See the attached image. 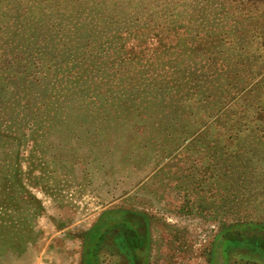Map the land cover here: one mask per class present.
Instances as JSON below:
<instances>
[{"label":"rangeland","instance_id":"1","mask_svg":"<svg viewBox=\"0 0 264 264\" xmlns=\"http://www.w3.org/2000/svg\"><path fill=\"white\" fill-rule=\"evenodd\" d=\"M9 1L0 264H82L86 235L113 210L149 215L150 264H214L222 231L264 225L263 5L27 0L26 12ZM245 116L248 132L230 138ZM120 233L98 264H133ZM235 247L218 264H264Z\"/></svg>","mask_w":264,"mask_h":264},{"label":"trees","instance_id":"2","mask_svg":"<svg viewBox=\"0 0 264 264\" xmlns=\"http://www.w3.org/2000/svg\"><path fill=\"white\" fill-rule=\"evenodd\" d=\"M154 1L156 2V0ZM12 2L13 1L10 0L8 4L11 5ZM19 2L21 5H25L23 11L28 12V3L30 1L27 2L26 0L25 2L27 4L23 0H19ZM239 2L240 4L238 8H236V11H244L243 13L246 12L247 14L259 12L262 5L264 6V2L261 0H239ZM159 5L160 4H158L156 8ZM254 35L256 37V39L255 37L254 39L258 40L257 50L263 52L259 58L264 62V28L255 29ZM263 112L264 109L258 111L257 115L263 114ZM248 125L249 121L245 116L244 118H241V122L237 121L236 125L228 127L227 133L230 138H240L248 132ZM239 127H243V130L240 129L237 131ZM251 135L252 133L250 136ZM114 230H118V232H120V230L124 231V234L122 235L121 232L120 237L118 238H120L119 240L126 245V250L132 254L131 257L133 264H150V246L152 240L150 217L146 213L127 210H113L101 215L98 222L85 237L87 244L84 249L82 264H98V252L100 247L103 243L113 239L108 236ZM107 238L110 239L107 240ZM115 243L117 244V242ZM236 245L242 246V249H247L249 246H252L257 250V252L255 251V254L264 259V225L243 223L231 226L222 231L213 253L214 264H218L217 259L220 258L227 261V249H236Z\"/></svg>","mask_w":264,"mask_h":264}]
</instances>
